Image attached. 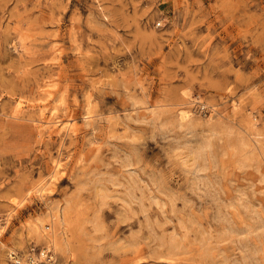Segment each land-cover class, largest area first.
<instances>
[{
	"label": "rangeland",
	"instance_id": "rangeland-1",
	"mask_svg": "<svg viewBox=\"0 0 264 264\" xmlns=\"http://www.w3.org/2000/svg\"><path fill=\"white\" fill-rule=\"evenodd\" d=\"M51 257L264 264V0H0V264Z\"/></svg>",
	"mask_w": 264,
	"mask_h": 264
},
{
	"label": "bare ground",
	"instance_id": "bare-ground-1",
	"mask_svg": "<svg viewBox=\"0 0 264 264\" xmlns=\"http://www.w3.org/2000/svg\"><path fill=\"white\" fill-rule=\"evenodd\" d=\"M52 90V89H51ZM43 92V95H50L49 92H50V86L49 84L48 85H44V87L42 88L41 90ZM52 92V91H51ZM55 93V92H54ZM41 94V93H40ZM194 101V100H193ZM45 103V102H44ZM235 105V103H234ZM236 107V105H235ZM234 107V108H235ZM42 110V109H41ZM218 110V109H217ZM21 111V110H20ZM43 111V110H42ZM191 111L189 109H181L178 114H177V122H178V126L180 127H184L186 125V122L187 120L190 121L191 119ZM224 113V112H223ZM217 114V112H216ZM214 114V115H216ZM225 114V113H224ZM22 115V114H21ZM37 116V115H36ZM70 116H68L69 118ZM52 118V117H51ZM51 118L47 117L45 115L44 112H41L39 114V117L36 121V128L39 130V131H44V129H50L51 132H55L56 129L58 132H62L66 135L71 134V133H75L76 132V128H75V121L72 117H70L69 119H66V120H62V121H56V120H52ZM36 119V118H35ZM188 125V124H187ZM78 130V129H77ZM67 137V136H65ZM73 137V136H72ZM64 139V138H63ZM63 144V143H62ZM63 146V145H62ZM209 147V146H208ZM208 149V148H207ZM205 150V149H204ZM202 150H200L201 152ZM205 152V151H204ZM182 153V152H181ZM206 153V152H205ZM204 153V157H206V154ZM200 156V154H199ZM62 157V156H61ZM201 158V156H200ZM199 158V159H200ZM184 159V158H183ZM206 159V158H204ZM263 159V158H262ZM202 161V160H201ZM62 168V165H61V161H55V164H54V172H57L59 171L60 169ZM200 168V167H199ZM198 169V168H197ZM43 182V181H41ZM47 186H48V182H45V183H39L36 185L37 187V190L40 192V195L43 196V194L48 190L47 189ZM123 186V185H122ZM50 188V187H49ZM51 191V190H50ZM52 192V191H51ZM43 200V199H42ZM139 205V204H138ZM49 206V205H47ZM48 209V207H47ZM65 211V210H63ZM68 211V210H67ZM66 213V211H65ZM64 214L62 212V209L61 207L59 206H56L55 204V207H52L47 215V221L49 222L50 224V227H48L46 230L47 231H43L41 232L40 228L39 227H36V226H33L30 228L31 232L32 233H35L37 234L41 239H45L49 244H50V247L52 249L53 252H57L58 250H63L64 252H68L69 251L71 252V248L73 247H70V244L68 242L65 241V238L63 237L64 235V229L65 226H66V223H67V220L64 218ZM40 224V222H39ZM43 224V223H42ZM41 224V225H42ZM69 225V223H68ZM43 227V225L41 226ZM67 228V227H66ZM68 231V230H67ZM74 231V230H73ZM72 231V232H73ZM44 233V234H43ZM66 236V235H65ZM74 246V245H73ZM74 250V249H73ZM71 254V253H69ZM78 254V253H77ZM55 255V254H54ZM73 255V254H72ZM74 256V255H73ZM46 257V256H45ZM74 260V259H73ZM17 263H21L23 264V260L21 258H17L16 259ZM31 264H36L35 261H31ZM49 264H56L55 263V257H51V261L49 262Z\"/></svg>",
	"mask_w": 264,
	"mask_h": 264
}]
</instances>
